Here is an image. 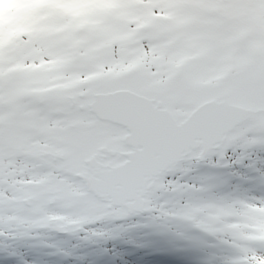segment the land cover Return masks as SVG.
<instances>
[{"label": "snow or ice", "instance_id": "6c2138e0", "mask_svg": "<svg viewBox=\"0 0 264 264\" xmlns=\"http://www.w3.org/2000/svg\"><path fill=\"white\" fill-rule=\"evenodd\" d=\"M142 210L264 264V0H0V235Z\"/></svg>", "mask_w": 264, "mask_h": 264}, {"label": "rangeland", "instance_id": "374dc122", "mask_svg": "<svg viewBox=\"0 0 264 264\" xmlns=\"http://www.w3.org/2000/svg\"><path fill=\"white\" fill-rule=\"evenodd\" d=\"M198 164L211 166L204 161L192 162L189 166H198ZM236 167L238 170L223 168L232 179L236 180L235 182L228 181L225 190L239 188L241 191L259 195L260 192L250 176L248 179L251 184L247 187L240 186L241 181L247 180L244 179L245 174L250 172L242 166ZM204 177H207L206 174H198L194 178L188 175L182 179L188 182H199ZM146 212L148 213L143 217L145 221L132 218L135 216L113 221L109 218H102L92 222L93 225L95 223L98 225L95 229L93 226H88V228L83 227L74 233L64 235L50 233L41 228L28 234L7 236V240H1L0 245L10 249L11 264H89L82 248L71 245L61 246L59 239L70 235L86 243L84 250L91 254V258H88L93 260L94 264L99 261L104 264H145V262L146 264H161L152 261L149 263L142 258L144 254H151L150 251L153 249L172 254L175 264H221L218 257L223 254V251L231 252L212 234L186 222L163 218L150 210ZM148 222L150 226H146ZM202 236L207 240L202 239ZM114 239L123 247L136 252L137 255L130 259L126 258L121 249L112 243ZM195 251H199L200 256L195 255Z\"/></svg>", "mask_w": 264, "mask_h": 264}, {"label": "bare ground", "instance_id": "6f19581e", "mask_svg": "<svg viewBox=\"0 0 264 264\" xmlns=\"http://www.w3.org/2000/svg\"><path fill=\"white\" fill-rule=\"evenodd\" d=\"M231 170H238L236 166H233L232 168H230ZM236 172V171H234ZM198 174H206V176H216V177H220V178H227V180L230 182H235L236 180L235 179H232L227 173L226 171L223 169V168H214L212 166H208V165H202V164H198L197 165H192V166H189V171L185 174L182 175L181 178H184L188 175H191L192 178H194L196 175ZM250 176V179H251V176L252 174L249 173V174H245V177L244 179H247L246 181H241L240 182V186L241 187H247L248 184H251V181L250 179H248V177ZM252 180V179H251ZM148 212L145 213V215L147 214ZM144 217V214L143 215H140V216H135V217H132V218H137L138 220H141V221H145V218ZM88 226H93L94 229L97 228L98 225H96V223L93 225L92 223L88 224V225H85L84 228H88ZM146 226H150L149 222L146 224ZM7 236L6 235H2V237H0V241L2 240H7ZM44 238H47V237H44ZM202 239L204 240H207L206 237H201ZM59 242L61 244V246H67V245H71V246H74V247H78V248H82L83 249V254L87 256V260L89 261V264H94L93 263V260L89 259L88 257L91 258V254L87 251V250H84L85 247H86V243L85 242H82L80 240H78L76 237L70 235V236H63L62 239H59ZM117 240H112V243L117 247V248H120L121 249V252L122 254L130 259L132 258L133 256L137 255L136 252H133L131 250H129L128 248H125L123 247L122 245H120ZM85 246V247H84ZM151 254H144L142 256V258L145 260V261H148L150 263V261L154 262V263H161V264H175V260H174V256L172 254H168V253H165L163 251L161 252H158L156 249H153L152 251H150ZM199 255L200 256V252L199 251H195V255ZM231 252H225L223 251V254L218 257L219 260H221V264H223V259L225 256L227 255H230ZM11 251L9 248L7 247H3L2 245H0V264H11ZM154 256V257H153ZM147 262H145L146 264ZM96 264H104V262L102 261H99L97 262Z\"/></svg>", "mask_w": 264, "mask_h": 264}, {"label": "water", "instance_id": "95a60500", "mask_svg": "<svg viewBox=\"0 0 264 264\" xmlns=\"http://www.w3.org/2000/svg\"><path fill=\"white\" fill-rule=\"evenodd\" d=\"M200 162H203V161H200ZM200 162H198V163H200ZM145 212H146V210H142L140 212L133 213L131 215H128V216H125V217H119V218H126V217H130V216H139V215L144 214ZM119 218H110V220H115V219H119ZM43 229L44 230H48L51 233H57V234L74 233V232L78 231V229L74 230V231H61V230H58V229H55V228H50V227L49 228H43Z\"/></svg>", "mask_w": 264, "mask_h": 264}]
</instances>
